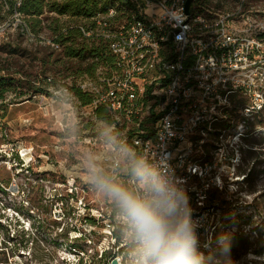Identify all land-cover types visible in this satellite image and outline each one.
I'll return each mask as SVG.
<instances>
[{
    "label": "rangeland",
    "instance_id": "obj_1",
    "mask_svg": "<svg viewBox=\"0 0 264 264\" xmlns=\"http://www.w3.org/2000/svg\"><path fill=\"white\" fill-rule=\"evenodd\" d=\"M225 1L234 7L238 0ZM0 4H4L0 40L7 34L21 51L41 56L36 47L57 36L53 26L60 17L57 11L46 10L40 29L34 31L17 10L5 16L6 0ZM244 7L262 8L264 27V0H245ZM19 23L27 24L37 38L20 36ZM261 50L259 79L251 81L244 97L250 107L257 106L256 111L213 122L210 151L197 153L210 159V184H215L210 186L214 206L210 227L200 234L199 246L206 255L220 257L219 241L227 237L230 264H264V37ZM31 70L40 85L39 59L33 60ZM49 73L69 83L78 79ZM54 86L49 85V92ZM21 90L18 86L0 98V264H78L71 251L89 264H108L111 253L100 257V248L111 246L110 233L104 229L111 210L90 193L78 170L83 153L104 152L102 141L89 143V135L100 136L104 121L85 119L78 106H60L51 94L20 95ZM234 108L236 113L242 111L241 106ZM129 256L124 264H131Z\"/></svg>",
    "mask_w": 264,
    "mask_h": 264
},
{
    "label": "built area",
    "instance_id": "obj_2",
    "mask_svg": "<svg viewBox=\"0 0 264 264\" xmlns=\"http://www.w3.org/2000/svg\"><path fill=\"white\" fill-rule=\"evenodd\" d=\"M244 1L230 7L225 0H192L187 12V0H99L93 14L69 21L88 40L103 43L105 58L93 76L85 73L74 83L89 102L77 97L73 82L63 81L76 95L70 104L95 123L104 121L98 111L105 107L130 143L169 166L187 190L200 223L198 237L210 227V186L215 184H210V159L197 153L210 151L214 121L249 116L257 109L244 97L251 81L259 79L263 16L262 8L249 12ZM26 34L37 38L28 29ZM46 41L60 48L54 37ZM58 86L51 91L54 102ZM234 106L242 111L236 113ZM89 138L93 146L102 141L95 133ZM111 217L110 212L104 227L111 246L100 248V257L111 253L108 264L114 258L124 264L127 241L120 239ZM71 252L78 264H89Z\"/></svg>",
    "mask_w": 264,
    "mask_h": 264
},
{
    "label": "clouds",
    "instance_id": "obj_3",
    "mask_svg": "<svg viewBox=\"0 0 264 264\" xmlns=\"http://www.w3.org/2000/svg\"><path fill=\"white\" fill-rule=\"evenodd\" d=\"M73 97L63 82L53 94L60 106ZM100 136L108 151L83 153L78 170L90 193L111 210L131 264H221V258L230 264L227 237L219 241L220 257L201 251L187 190L165 162L130 143L113 119L104 120Z\"/></svg>",
    "mask_w": 264,
    "mask_h": 264
},
{
    "label": "trees",
    "instance_id": "obj_4",
    "mask_svg": "<svg viewBox=\"0 0 264 264\" xmlns=\"http://www.w3.org/2000/svg\"><path fill=\"white\" fill-rule=\"evenodd\" d=\"M16 2L17 0H6V3L9 4V10L6 11L5 16L17 10L25 16L24 19L28 22V26L34 31L40 29L42 23L41 15L46 10L57 11L60 17L55 18L56 25H53L57 35L54 40L60 44V48L56 49L51 43L46 42L44 46H41L42 48L36 47L43 52L41 56H36L35 52L21 51L7 34L2 37L0 40V98L2 100L5 99L7 91H16L18 86L24 89L21 90L20 95L30 94V96H35L40 93L50 95L49 85H60L64 78H57L49 72H63L65 74L63 75L64 77L74 75L75 78L85 73L90 76L95 74L98 65L105 60L104 45L95 40H88L78 27H71L70 22H76L82 15L93 14L98 7L99 0H20V5L18 6ZM3 5L0 4V12ZM63 15H69L71 19L62 21L63 18L61 16ZM28 26L27 24L25 26L19 24L20 36L23 37L27 29L30 30ZM263 37L264 31L262 32ZM21 58L25 59L27 68H25L24 62L20 65ZM34 59H39L41 71H43L40 85L36 84L37 79L31 70ZM74 83L72 89L77 97L83 103L89 102V97L81 89L77 88ZM106 113L105 107H101L98 111L99 117L103 120L108 118ZM216 122L214 121V124ZM247 176H249V173H247ZM210 206H213V204H210Z\"/></svg>",
    "mask_w": 264,
    "mask_h": 264
},
{
    "label": "water",
    "instance_id": "obj_5",
    "mask_svg": "<svg viewBox=\"0 0 264 264\" xmlns=\"http://www.w3.org/2000/svg\"><path fill=\"white\" fill-rule=\"evenodd\" d=\"M191 1H192V0H187V2H186V11H187V12L189 11ZM112 264H118V261H117L116 258H114V259L112 260Z\"/></svg>",
    "mask_w": 264,
    "mask_h": 264
}]
</instances>
